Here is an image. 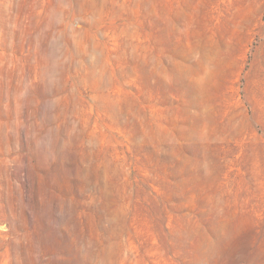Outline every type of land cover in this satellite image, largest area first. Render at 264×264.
Segmentation results:
<instances>
[{
	"label": "rangeland",
	"instance_id": "374dc122",
	"mask_svg": "<svg viewBox=\"0 0 264 264\" xmlns=\"http://www.w3.org/2000/svg\"><path fill=\"white\" fill-rule=\"evenodd\" d=\"M0 264H264V0H0Z\"/></svg>",
	"mask_w": 264,
	"mask_h": 264
}]
</instances>
